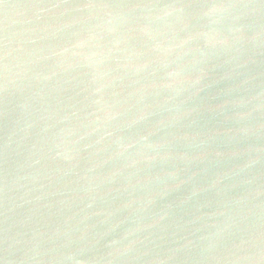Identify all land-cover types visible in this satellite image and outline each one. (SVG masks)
<instances>
[{"label": "water", "instance_id": "1", "mask_svg": "<svg viewBox=\"0 0 264 264\" xmlns=\"http://www.w3.org/2000/svg\"><path fill=\"white\" fill-rule=\"evenodd\" d=\"M0 264H264V0H0Z\"/></svg>", "mask_w": 264, "mask_h": 264}]
</instances>
